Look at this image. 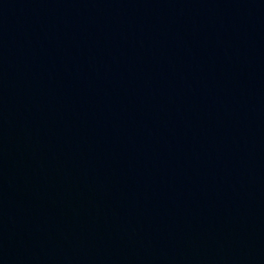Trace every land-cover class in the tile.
<instances>
[{
  "label": "water",
  "instance_id": "1",
  "mask_svg": "<svg viewBox=\"0 0 264 264\" xmlns=\"http://www.w3.org/2000/svg\"><path fill=\"white\" fill-rule=\"evenodd\" d=\"M0 264H264V0H0Z\"/></svg>",
  "mask_w": 264,
  "mask_h": 264
}]
</instances>
